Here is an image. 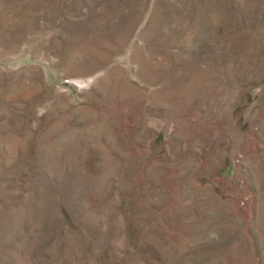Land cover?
<instances>
[{"label":"rangeland","instance_id":"obj_1","mask_svg":"<svg viewBox=\"0 0 264 264\" xmlns=\"http://www.w3.org/2000/svg\"><path fill=\"white\" fill-rule=\"evenodd\" d=\"M0 264H264V0H0Z\"/></svg>","mask_w":264,"mask_h":264}]
</instances>
